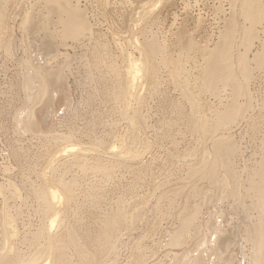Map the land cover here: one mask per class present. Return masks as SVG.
Listing matches in <instances>:
<instances>
[{
	"label": "bare ground",
	"instance_id": "bare-ground-1",
	"mask_svg": "<svg viewBox=\"0 0 264 264\" xmlns=\"http://www.w3.org/2000/svg\"><path fill=\"white\" fill-rule=\"evenodd\" d=\"M11 1L16 2L17 0H0V48L8 52L11 50V45L13 44L14 41L10 34L11 30L9 31L6 30L9 27L6 24V22H8L7 20L9 19H7L5 16V14L7 13L6 10H5L6 13L4 14V8L6 7L7 3L9 2L11 3ZM83 1L86 2L87 0H42V5L41 6L37 5L40 7V10L37 9L35 11L33 7L28 8L30 10L20 7L17 11L15 10L16 8H14V11H16L14 14L15 16H13L10 13L12 15L11 17V15L8 13L12 21L17 20L20 15L21 23L19 22L20 24H18L20 32L23 33L24 31L25 34L27 33L29 35L28 38L30 37V35L32 37H36L37 38L35 40L37 41V43L35 42L36 45L42 47V49L39 48L40 50L44 51L45 49L46 51L53 52V54H51L52 58L50 57L52 61H49L50 59L44 57V61H42V63L40 61L43 60V58L41 60H38L39 62H36V64L35 63L33 64L31 63L32 60L30 61L31 58L30 59L27 58V56L30 55L31 53L28 54L27 56H24V58L21 59L20 63H22V65L24 66L23 71L21 72L22 74L20 73L21 74L20 88L22 92L21 104L20 106H16L12 108L13 110L11 111V116H12L11 120L14 122L13 125H15V127L14 126L13 127L16 129V131L15 130L14 131L16 132V134L18 133L19 135L28 132L29 133L33 132L35 134L43 135V136L46 135L53 142L52 144H55L57 148H53L54 147L53 146L52 148L55 151L48 153L47 154L48 156L44 160L42 159L43 161L42 160L40 161L41 168L38 167L39 170L35 172L37 176L36 177L37 181L35 180L30 181L32 177V176L30 177L31 175L30 173L31 171L34 172V169L33 168L30 169V168L34 165H31L30 168H28L29 167L28 165V167H26L25 173L21 172L20 175L21 179H24L28 182L29 185L28 192L30 194L29 197H32V201L35 202V204H33L35 205V208L33 209L34 214L37 218L36 219L37 224L35 227L30 225L32 223L29 224L31 227L28 226L27 224V226L30 228L24 227L27 228L25 230H23L22 228L23 224L19 226V223L22 218L21 217L22 212L21 210H17V209H15V211L13 212H10L9 211L10 209L9 210L7 209V200L11 197L10 195L9 197L5 195V191L0 185V264H112L113 262H116L118 264V261H115L117 260V258L114 257V260L109 259L108 261L106 260V262H104V257L110 255V253L114 252L113 250H115L116 248L114 254L113 253L111 254L112 256L115 255L117 251L116 244L118 245L120 244L118 246L120 247L121 245L123 246L124 243L123 242L124 240L121 241L120 240L121 238L119 237L120 232L122 231L123 233V227L126 226V228H128L129 226H134V224H136L138 220H140L139 218L142 215L140 214L139 216V212L140 213L145 212L143 210L140 211L141 207L143 206H139L138 203H135L132 206L131 210L129 208V212H126L127 210L124 209L125 208L124 204L127 203L126 201L123 200V196H124L123 195L120 197L118 196L119 198L117 199L115 198L116 201L114 200L115 201L114 208L103 207L105 208V210L103 209L104 211L101 212L100 215L101 218L98 219L97 217V219H94V213H95L94 208L97 206L95 202L98 200L99 197V193H100L98 192L99 189L97 191L94 190L95 192L94 191L90 192L89 190L88 193L84 192V194L77 192L78 190H80L81 186L79 185V183H77L75 179L76 177L74 178L75 180L69 179L71 176L69 178L65 177V172H67V170L66 171L63 170L62 167L67 168L68 162L64 164L62 160L63 158H65L64 157L65 155L68 156L72 155L71 157L73 158V160H77L75 163H78L79 161L77 166L79 167V169L81 168L82 171V172L79 171L80 172L79 174L83 173V175L85 176V174H88L86 172L90 171V173L104 174V176H108V177H110L115 167L120 165L127 167L126 165L129 162L134 161L135 163L137 159L141 160V157L143 156L142 154H145L144 152H147L145 148L146 147L149 148L148 145L151 141L147 143L148 145H146V147H144L146 142L144 141L142 143L143 140H141V138H139L141 136L138 135V132L139 134L140 132L141 133L143 132V130L140 131L141 130L140 126H142L143 121L145 122V119L143 117L144 115L140 114L141 113L139 112L140 110H137L138 107L140 108L141 106V105L138 106L140 104L139 100L144 99L147 96L149 97L151 95H154L155 94V93L153 94L154 90L156 92L159 91L158 90V87H160L159 84H156L158 86L155 89L156 86L155 82L157 81L156 83H159L160 81V78L159 81L156 80L159 77L157 76V71L155 68V63H158L156 60L157 59L162 61L166 60L168 62V64H166L167 66L171 64L170 59H169L170 62L167 59H165L166 57L164 52L166 50L165 48H167L165 46L166 45L165 39L161 37L162 38L161 40L156 34L157 32L154 31V29L156 27L160 15L164 10L166 11L169 10V8L173 7L176 3H178L177 1H180L185 6L189 7L188 3L190 2V0H127L125 1V3L122 2L124 3V5L126 4V2L127 3L129 2L128 3V5L130 6L129 15L131 16V19L129 21L123 20L125 18L124 15L128 14L126 12L127 9L126 11H124L126 13L123 12L124 14H121L120 9H118L120 11V13L118 12L119 16L121 14L122 15L121 17L124 16V18L121 20V22H117V23H115L117 19L115 18V16L113 17L115 18V20L114 21L112 20L116 25H120V24L122 25L125 23L127 26L125 29L127 31L125 32V35L129 33L127 36L128 42L125 41L126 43H128L126 45L127 46L126 50L125 48L124 50L118 49L119 51L121 50L122 52V53L120 52L119 54L122 56L121 60L123 61L119 65L118 63L114 64L116 62L113 63V59H111L112 55L109 58L110 60L109 59L107 60L105 58V55H108L110 52L108 53L106 49H103L105 48L104 44L100 43L101 44L100 45L98 43L99 40L94 39L95 36L94 29L96 27L95 28L93 27L94 25L93 23H91V20L93 19L95 21V19L92 16L91 17L92 19L90 20L89 16H91V14L89 15V12H87L86 9L87 6L83 4ZM89 1H91L90 2L91 5L93 2L95 8L96 7L100 8L99 13L103 15V16H99L101 18V17H105L104 14L109 15L107 12L109 10L110 11L112 10L110 3L111 1L113 3L114 0H88L87 2L89 3ZM214 1L215 0H213V2ZM224 1L228 2V4L227 2L225 3L228 5V7L225 6L226 8L223 6V4H221L224 3ZM39 2L36 1L35 4L37 3L39 4ZM194 2L195 1H193L192 3ZM119 3L122 5L121 1ZM119 3L118 6L120 5ZM221 3H219L220 5L218 4L219 6L216 7V14L219 16L218 18H216L217 23L215 22L216 24L215 26H213V28L216 30L215 36L214 34H212L214 41L211 39V36L210 37L207 36L208 38H210V40H212V43L209 44L210 47L206 43L203 45L198 41H196L195 39H193L191 37L192 35L189 36L190 33L186 35V33L184 34V32L186 31L177 28L174 36H176L175 38L177 41V47H180L182 49L180 51L178 49L179 57L177 56L176 63L172 64L173 66L170 65L171 68L166 70L167 74H165L166 81H168L169 84L173 85L175 90L178 92L177 95L180 96L189 106V111L186 113L185 117H183L186 118V122H185L186 125L184 126H186L185 129L188 131L190 136L193 137V144H191V147L189 149L190 153H188V155L191 157L190 162L192 163L189 166L187 165L191 169L186 172L187 177L186 179H183L185 182H181L180 186H178L175 184H171L166 180H162L160 182V185L158 186V189L156 188L157 191L159 190L158 193L159 198H163V199L164 197L169 198L168 208L176 210L177 224L167 233V239L166 241L165 240L164 241L167 247L178 248L179 251L174 253L172 252L173 254L170 256L171 263L169 264H264V125L263 127L259 128L260 135L258 138L259 139L258 147L256 146L257 149L245 159L243 158L244 155L243 149H241V147H239L236 142L239 141L240 143V139L236 141L234 140L236 137L238 138L239 136L237 135L235 138L233 137V134L235 136L236 132L238 133L239 131L242 130L241 128L244 127L243 125L244 122H246L245 125H249V123L252 125V122L255 125V123L257 122L256 118L260 116V115L258 116V113H256L257 115L256 114L254 116L252 115L254 114L253 111L255 107L257 112L263 113L262 115L264 116V92H262L263 94L258 93L259 97L257 98L256 88L254 87L257 84V77L255 73L260 72V70L264 68V67L262 68V65H264V0H223L221 1ZM30 6H32V4ZM118 6L116 5V8ZM118 8H120V6ZM122 8H124V6ZM42 10H45V12L43 13ZM96 14L94 13V15ZM129 15H127L128 19L130 18ZM110 16L112 18V14ZM119 16L117 17L119 18ZM121 17L119 19H121ZM199 17L200 16H198L196 19L197 28L201 27L200 24L202 19L201 17L200 18ZM106 20H103L105 24L106 22L109 23V21ZM108 20L111 21V19ZM95 23L96 22H94V24ZM99 23L100 22H98V24ZM114 23L111 24L112 25L110 26L111 28L113 27V25L115 28ZM19 25H21V29L23 28L22 29L23 31H21ZM51 25L58 27L59 33L57 34L55 32L57 35L53 33V29L51 31L50 29ZM171 26H173V24ZM96 30L98 29L96 28ZM112 31L114 32V30ZM111 32L109 33L106 32V33L113 35V33ZM39 34L41 35V37L39 36ZM125 35L124 37H126ZM117 36L116 38H118ZM160 36L163 35L160 34ZM111 37L110 40L113 43L114 41H112ZM121 37L118 39L120 40ZM67 40H70V42L72 43L68 44ZM85 41L90 46L89 48L90 54L94 53L93 55L94 64H96V69H94L96 70L94 71L95 75L93 74L94 90L99 91V93H102L103 94L102 98L113 101L114 104L112 105L116 104L117 108L114 107L111 113L113 114L114 112L118 113L119 116H124L128 114L127 117L129 116L125 121L126 133L125 132L119 133L118 128L117 131H114V127L116 126V125L114 126V123H116L114 122L115 120L112 121L113 127L110 126L112 127V129L109 130L110 128H107L110 131L108 134L110 143L109 142L107 143L106 140L108 139L104 138L105 136L103 137V135L101 136L100 134L97 135V131L95 129L98 126L94 129L95 124H102L103 126V123L106 122L108 123L110 121H108V119L103 120L102 114L104 110L102 111V109L101 110L92 109L93 106L91 107V110L93 111L90 112L88 111L90 113L88 115L90 119L86 120L84 126H82L81 128H76V127L70 128V130H68L70 132L67 131L66 133H61L56 131L55 129L56 123L50 121L48 128L44 129V125L48 123V120L51 118V116L57 115L58 107L56 109L55 104H57L58 100L63 99L64 101L63 103L65 104L63 105L62 111L63 112L64 110L67 111V115L65 117L63 115L64 113L60 116L57 115L60 118L62 116L63 122H65V118L67 116H70L71 113L69 114V111L70 112L73 111L67 109L69 98L66 89H64L65 88L64 68L68 67L72 58V54H69L67 52V49L75 50L76 46H74L73 43L76 42L79 44V46L84 47ZM122 41H124V39H122ZM253 41L255 43H258L257 47L252 46L254 43ZM117 42H114L113 44ZM21 44H24V42ZM98 45H100L101 48H99ZM106 45L107 43H105V46ZM117 45L118 44H115L113 46H117ZM236 45L239 46L240 49L238 48L237 55L234 56L233 49ZM123 46L125 47V45ZM123 46L117 48H121ZM174 47H176V45ZM114 48L115 47H113V49ZM26 50L27 48L24 49V51ZM84 50L87 52V49ZM118 50L116 49L117 52ZM114 51L113 53H115ZM39 53L42 52L39 51ZM25 54H27V51ZM195 54H200L202 57V61L198 63L199 76L194 77V74L192 73L193 77L191 76L189 77L188 70H186L187 66L189 65L185 66V64L188 63L187 59L188 58L190 59L191 56ZM247 54H250L252 57H250V55L248 56ZM79 55L82 57L85 56L86 54L84 55L79 54ZM197 57L198 56H194L193 58H197ZM37 58L39 57H36V59ZM160 62L161 61H159V64ZM194 66H195V70H197L196 65ZM158 73L160 74V72ZM91 79L93 80L92 77ZM165 79L163 80L165 81ZM89 80L90 78L88 79V82ZM162 85L163 84H161V87L163 88ZM151 88H153V90ZM195 89L197 90L195 91ZM227 89H231V91L227 93L226 91ZM173 90L171 91L173 92ZM93 92L94 91L92 90V93ZM223 93L226 94L224 98L222 97ZM162 94H164L163 91ZM162 94L161 97H159L160 98L159 101L156 98L159 103L165 104L166 108L167 107L169 108L168 110L171 109L172 111H176L175 113L176 114L178 113L177 115L182 113V107H179L178 104L179 100L176 99L177 100L176 103L171 95L163 96ZM43 96L44 98H42ZM207 96H209V99H212L213 101L216 102L214 103L210 102ZM151 97L149 101L150 100L152 101L153 97L152 98ZM184 101L182 102L184 103ZM37 102H40L39 105L40 107L38 111H36L37 112L36 114L34 109L36 107ZM153 103L155 102H152V104ZM158 106L160 107V105ZM69 107L71 106H68V108ZM145 108L147 109V107ZM146 109H145V113H146ZM162 109L164 108L162 107ZM38 113L40 119H37ZM175 113H171V114L174 115ZM181 115H183V113ZM164 117L162 118V121L163 119H165ZM56 120H58L57 123L60 124L59 118H57ZM169 120L166 122H169ZM183 120H181V122ZM164 122H162V124ZM182 124L183 123H181V125ZM178 127L177 129H179ZM162 129L164 128H161L160 131H162ZM155 130L156 129H154V131ZM168 130H170V133L172 132L170 128ZM128 132L129 134L127 136ZM142 134H144V132ZM192 137L190 138L192 139ZM143 138L144 137H142V139ZM173 138L175 137H172V139ZM81 139H83L84 141H81ZM168 139L166 141H168ZM191 139L190 141H192ZM74 140L76 141L73 142ZM76 143L79 144L77 145ZM173 143L170 142V145L172 147H173ZM187 144L190 143L187 142ZM162 147L164 148V146ZM177 148L175 147L174 149L171 150L165 149L167 156L166 160H170L172 162L177 160V154H176V152H178ZM185 149L183 150L184 152L187 151V150L185 151ZM49 150H51V148ZM148 151L150 152V149H148ZM11 155L15 161V164H19L22 161L24 162L25 160H27L26 158L27 156L23 154L16 147L12 148ZM79 155L83 156L82 158L85 161V163H82V160L80 159ZM146 155L148 156V154ZM238 157L243 159L241 160ZM237 158L239 159V161H241V164L238 163ZM88 160H91L89 166L86 162ZM55 161L57 162L54 163ZM166 162L168 163L169 161ZM75 163L73 161V164ZM55 165L56 167L57 166L59 167L53 168V166ZM237 166L239 169H237ZM181 169L183 168L181 167ZM135 175L136 173L134 172L131 176L135 178ZM81 178L83 179L82 176ZM187 179L189 180L187 181ZM91 181L92 180H90L89 182ZM81 189L83 188L81 187ZM105 190L106 189L101 191H105ZM212 192H214L215 194ZM169 193L171 194L170 196L168 195ZM10 194L12 197L13 194L15 196L17 195L13 191L12 193L10 192ZM113 194H115V192ZM182 195H185L184 201L181 204L176 203L175 200L176 196H182ZM199 196H201V199L203 198L202 201L201 200L197 201L198 199H196V197L198 198ZM105 197H107V195H105L104 198ZM212 198H214L216 201H221L222 199L224 200L227 199L228 201L229 199L232 200L234 203H236L235 207H238L239 212H241V218L237 225L234 224L231 225V223L228 222L229 216L225 212H223L225 210L222 211L220 210V208L216 209V207H213L211 209L207 207L206 211L202 212L201 206L204 204V202L209 201ZM12 199H14V197ZM103 200L105 201V199ZM215 200H212V202ZM146 202L141 201L140 203L146 205L145 204ZM94 205L96 206L94 207ZM176 206L177 208H175ZM229 207H231V205ZM126 209H128V207ZM99 211L102 210L99 208ZM227 212L229 213L230 211ZM146 221H147V217H146ZM142 225L143 224H141L140 226ZM142 232L144 231H141V233ZM151 232H152L151 229L146 230L144 235L147 234L151 235ZM238 236L239 239L242 240L244 245H247V249H246L247 252L241 250V252H239L240 253L239 256L236 253H234L232 249H230L236 243L237 241L236 238H238ZM121 237L124 238L123 234ZM188 239H190L191 245L187 244ZM20 245H23L25 248L27 247L28 251L24 252L23 248H21ZM131 251H132V254L130 253L131 259H129L128 264H143L146 261V256H145L146 254L145 251L143 250L141 242L136 243L133 247V250ZM31 254H35V255L31 257ZM36 255H38V257ZM155 258L156 255L154 256V259ZM148 263H150V260Z\"/></svg>",
	"mask_w": 264,
	"mask_h": 264
},
{
	"label": "rangeland",
	"instance_id": "rangeland-1",
	"mask_svg": "<svg viewBox=\"0 0 264 264\" xmlns=\"http://www.w3.org/2000/svg\"><path fill=\"white\" fill-rule=\"evenodd\" d=\"M39 2V0H17L16 2L15 1H11V3L9 2V3H7V5H6V7L4 8V14L6 13V11H7V15L5 14V16H6V18L7 19H9V20H7V19H5V20H7L8 22H6V24L9 26L6 30H11L10 31V34H11V36H12V38H13V44L11 45V50L8 52V51H4L2 48H0V185L2 186V188L4 189V191H5V195H7L8 197H9V195H10V197L11 198H9L8 200H7V209L10 211V212H13V211H15V209H17V210H21V221H20V223H19V226L20 225H22L23 224V230H25V229H27V228H24V227H28V226H30V225H32V226H36V224H37V218H36V216H35V214H34V208H35V205H33V204H35V202H33L32 201V197H29L30 196V194H29V192H28V182L26 181V180H24V179H21V172L22 173H25V170H26V167H28V165H29V167L28 168H30V166L31 165H34L35 166V168H34V166H32L30 169H34V172H32L31 171V175H30V177H31V180L30 181H33V180H35V181H37V179H36V173L35 172H37L38 170H39V168H41V164H40V161L43 159H45L48 155V153H51L52 151H55V150H53V148H57L56 146H55V144H52L53 142L49 139V137H47L46 135H38V134H35V133H33V132H28V133H25V134H21V135H19L18 133L16 134V129L14 128L15 127V125H13L14 124V122L11 120V118H12V116H11V111L13 110L12 108H14V107H16V106H20V104H21V98H22V92H21V88H20V81H21V77H20V75L22 74L21 72L23 71V65H22V63H20L21 62V59L22 58H24V56H27L28 54H30V55H28L27 56V58H31L30 59V61H31V63H35L36 64V62H39L38 60H41L42 58H43V60H41L40 62L42 63V61H44V57L45 58H47V59H50V57L52 58V55L51 54H53V52H49V51H46L45 49H44V51L43 50H40V49H42V47H39V46H37L36 45V43H37V41H35L37 38L36 37H32L31 35H30V37L28 38V34L26 33L25 34V32L21 29V25H19L20 26V29H21V31H23V33L22 32H20V30H19V27H18V24H20L21 23V17H20V15H19V17H18V15H17V17H18V19L17 20H13V21H15V22H13L11 19H10V15L12 14L13 16H15L14 14H15V12L20 8V7H22V8H25V9H28V8H30V7H33L34 9H35V11L38 9V10H40V7L39 6H41L42 5V0H40V2H39V4L37 3V4H35V2ZM88 1V0H87ZM84 2L83 1V4L84 5H86L87 7H86V9H87V12H89V15L91 14V16H89L90 17V20L92 19L91 17L93 16V18L95 19V21L92 19L91 20V23H93V27L95 28H97L98 30H100V31H98V30H96V28L94 29L95 31H94V39L95 40H99V44L100 43H102V44H104V47L105 48H103V49H106V51H108V53L110 54H108V55H105V58L108 60L109 58H110V56H111V59H113V63L114 62H116V63H114V64H117L118 63V65L119 64H121L123 61L121 60V58H122V56L119 54L120 52H121V50H124V48H125V50H126V45L128 44V43H126L125 41H127L128 40V34L127 35H125V32H127L125 29H126V24L124 23V24H120V25H116L115 23H117V22H121V20L124 18V16H125V18L123 19V20H127V21H129L130 19H131V16L129 15L130 14V11H129V9H130V6L128 5V3L126 2V4L124 5V3H125V1H127V0H114L113 1V3H112V1H111V3H110V6H111V11H110V13L112 14V18L115 16V18H117L116 19V21H115V23L113 22L114 20H115V18H111V14L109 13V11L107 12L109 15H107V14H104L105 15V17H99V16H103L102 14H100L99 13V11H100V8L99 7H96L95 8V5L93 4V2H92V5H91V1H89V3L88 2ZM121 1V3L122 2H124V3H122V5L119 3ZM193 1H197L196 3L194 2V3H192ZM221 1H223V0H221ZM221 1L219 0V1H217V0H215L214 2H213V0L211 1V0H190V2L188 3V5H189V7L188 6H185L182 2H180V1H177L178 3H176L173 7H171V8H169V10H164L163 12H162V14L160 15V17H159V20H158V22H157V24H156V27H155V29H154V31L155 32H157L156 34L158 35V37L162 40V38L163 39H165V42H166V47L167 48H165L166 50H165V52H164V54H165V59H167L169 62H170V60H171V64L170 65H172V64H174V63H176V61H177V56L179 57V51L182 49V48H180V47H177V41H176V36H174L175 35V31L177 30V28H179V29H182V30H184V31H186V32H184V34L186 33V35H188L189 33V36L190 35H192L191 37L193 38V39H195L196 41H198L199 43H201V44H207L208 46H209V44L210 43H212V40L214 39L213 38V36H212V34H214V36H215V32H216V30L213 28V26H215V24L217 23L216 22V18H218V16L219 15H217L216 14V7L217 6H219L220 4L219 3H221ZM28 2V3H27ZM33 2V3H32ZM215 3V4H213V3ZM227 1H224V3H221V4H223V6L225 7H228V2H227V4H225ZM89 5H88V4ZM117 3V4H116ZM118 3L120 4L119 6H120V8H118L119 6H118ZM198 3V4H197ZM202 3V4H201ZM20 4V5H19ZM25 4V5H24ZM32 4V6H30ZM191 4V5H190ZM213 4V5H212ZM219 4V5H218ZM8 5H10V6H8ZM29 5V6H28ZM37 5H39V6H37ZM91 5V6H90ZM113 5V6H112ZM116 5L118 6L117 8H116ZM128 5V6H127ZM203 5V6H202ZM205 5V6H204ZM212 5V6H211ZM109 6V7H110ZM124 6V8H122V7ZM184 6V7H183ZM210 6V7H209ZM222 6V7H223ZM9 7V8H8ZM39 7V8H38ZM90 7V8H89ZM113 7V8H112ZM115 7V8H114ZM126 7V8H125ZM223 7V8H224ZM225 7V8H226ZM7 8V9H6ZM11 8V9H10ZM14 8H16L15 10L16 11H14ZM94 8V9H93ZM181 8V9H180ZM186 8V9H185ZM9 9H10V11H9ZM13 9V10H12ZM96 9V10H95ZM99 9V10H98ZM114 9V10H113ZM118 9H120V11H121V14H124V13H128V14H125L123 17H121L122 15L120 14V16H119V13H120V11L118 10ZM122 9V10H121ZM126 9H127V11H126ZM6 10V11H5ZM28 10H30V9H28ZM116 10H118V11H116ZM184 10V11H183ZM207 10V11H206ZM215 12H214V11ZM98 11V12H97ZM116 11V12H115ZM124 11H126V12H124ZM42 12L44 13L45 12V10H42ZM96 12H97V14H96ZM116 14H115V13ZM119 12V13H118ZM124 12V13H123ZM187 12V13H186ZM213 12V13H212ZM8 13L10 14V15H8ZM94 13L96 14V15H94ZM117 13H118V15H117ZM165 13H167V14H165ZM12 15H11V17H12ZM119 16V18L121 17V19H119L117 16ZM127 15H129L130 16V18L128 19V16ZM164 15V16H163ZM168 15V16H167ZM173 15V16H172ZM177 15V16H176ZM127 16V17H126ZM192 16V17H191ZM198 16H200L201 17V27H198L197 28V22H196V19H197V17ZM16 17V18H17ZM97 17V18H96ZM99 17V18H98ZM107 17H109V18H107ZM194 17V18H193ZM199 17V18H200ZM203 17V18H202ZM212 17V18H211ZM16 18H14V19H16ZM105 18V19H104ZM183 18V19H182ZM107 19V20H106ZM108 19H111V21L110 20H108ZM166 19V20H165ZM103 20H106V21H109V23L110 22H113L114 24H115V28H114V25H113V27L111 28L110 26H112L111 24H113V23H108V22H106V24H105V22L103 21ZM113 20V21H112ZM176 20V21H175ZM11 21V22H10ZM93 21V22H92ZM148 21V20H147ZM175 21V22H174ZM203 21H204V23H203ZM20 22V23H19ZM94 22H96L95 24H94ZM98 22H100L101 23V25H100V23L98 24ZM104 22V23H103ZM179 22V23H178ZM194 22V23H193ZM216 22V23H215ZM102 23H103V25H102ZM175 23V24H174ZM105 24V25H104ZM173 24V26H171ZM179 24V25H178ZM186 24V25H185ZM11 25V26H10ZM97 25V26H96ZM107 25H109V26H107ZM203 25V26H202ZM13 26V27H12ZM17 26V27H16ZM106 26V27H105ZM116 26H117V28H116ZM121 26V27H120ZM179 26V27H178ZM108 27V28H107ZM125 27V28H124ZM160 27V28H159ZM10 28V29H9ZM12 28V29H11ZM15 28H17V29H15ZM55 28V29H54ZM105 28V29H104ZM108 30H107V29ZM111 28V29H110ZM121 28V29H120ZM176 28V29H175ZM193 28V29H192ZM197 28V29H196ZM202 28V29H201ZM212 28V29H211ZM51 31H52V29H53V33L54 34H58L59 33V29H58V27L57 26H52L51 25ZM110 29V30H109ZM115 29H117V30H115ZM118 29H120V30H118ZM162 29V30H161ZM186 29V30H185ZM197 31H196V30ZM105 30H106V32H111L112 30H114V32L112 31L111 33H113V35H110V34H108V33H106L105 32ZM123 30V31H122ZM157 30V31H156ZM194 30H195V33H194ZM58 31V32H57ZM118 31H120V32H118ZM56 32V33H55ZM99 32H101V33H99ZM117 32H118V34L119 33H121V34H117ZM181 32H183V31H181ZM12 33H14V34H12ZM123 33V34H122ZM167 33V34H166ZM171 34V36H170V34ZM172 33H173V35H172ZM192 33H194V34H192ZM56 34V35H57ZM101 36H100V35ZM105 34V35H104ZM115 34V35H114ZM118 36H117V35ZM160 34L161 35H163V36H160ZM166 34V35H165ZM98 37H97V36ZM107 35V36H106ZM123 35V36H122ZM124 35L126 36V37H124ZM168 35V36H167ZM21 36V37H20ZM23 36V37H22ZM39 36L41 37V35L39 34ZM103 36H104V38H103ZM106 36V37H105ZM112 36V37H111ZM113 36H114V38H113ZM116 36L118 37V38H120L121 36V39L119 40L118 38H116ZM120 36V37H119ZM206 36V37H205ZM210 37L211 36V39L212 40H210V38H208V37ZM235 36H237V35H235ZM96 37V38H95ZM110 37H111V39H112V41H114V42H117V43H115V44H118L117 46H113V45H115V44H113L112 42H111V40H110ZM162 37V38H161ZM35 38V39H34ZM39 38V37H38ZM107 39V41H106V39ZM130 38V37H129ZM168 38V39H167ZM197 38H199V39H197ZM205 38V39H204ZM33 39V40H32ZM122 39H124V41H122ZM167 39V40H166ZM207 39H208V41H207ZM18 41V43H17V41ZM26 40H28V41H26ZM31 40V41H30ZM103 40V41H102ZM110 40V41H109ZM115 40H117V41H115ZM26 41V42H25ZM30 41V42H29ZM102 41V42H101ZM105 41V42H104ZM122 41V42H121ZM176 41V42H175ZM214 41V40H213ZM24 42V44H21V43H23ZM33 42V43H32ZM36 42V43H35ZM70 40H67V43L68 44H71L72 42H70ZM109 42V43H108ZM128 42V41H127ZM254 42V41H253ZM20 43V44H19ZM32 43V44H31ZM105 43H107V45L105 46ZM120 43V44H119ZM126 43V44H125ZM31 44V45H30ZM74 44V46H76L75 47V50H73V49H71V50H73V51H71L70 49H67V52L69 53V54H72V58H71V61H70V64L68 65V67L67 68H64V72H65V79H64V89H66V91H67V93H68V98H69V101H68V105H67V109L69 110H73L72 112H70L69 111V114H70V116H67L66 118H65V122H63V118H62V116H61V118L59 117L60 115H62L63 113V115H64V117L67 115V111H65L64 110V112L62 111L63 110V105L65 104V103H63L64 101H63V99L60 101V100H58L57 101V104H55L54 106L56 107V109H57V107H58V112H57V115H59V116H57V115H55V116H51V118L48 120V123L47 124H45L44 125V129H47L48 128V126H49V122L50 121H52V122H55L56 124H55V129H56V131H58V132H61V133H66L68 130H70V128H81L82 126H84V123H85V121L86 120H89L90 118L88 117V115L90 114L89 112L90 111H93V110H91V107H92V109H98V110H101L102 109V111H103V114H102V117H103V120H107L108 119V121H110V122H106L107 123V125H106V123H103V126H102V124H95L94 125V129L97 131V135H103V137L104 138H106V139H108V140H106L107 141V143L110 141V139H109V130H111L112 129V127H113V123H112V121H114V122H116V123H114V126L116 127V129H115V127H114V131H117V128H118V132L119 133H121V132H125V130H126V124H125V121L127 120V118L129 117H127V115H124V116H119L118 115V113H115L114 112V114L113 113H111V111H113L112 109L115 107V108H117L116 107V104L115 105H112V104H114V102L113 101H111V100H106L105 98H102V96H103V94L102 93H99V91H96V90H94V71H96V70H94V69H96V64H94V53L93 54H90V46H89V44L85 41V46L83 47V46H79V44L76 42V43H73ZM88 44V45H87ZM109 44V45H108ZM113 44V45H112ZM125 45V47L123 46V45ZM101 45V44H100ZM100 45H98L99 46V48H101L100 47ZM176 45V47H174ZM257 45H258V43H253V45L252 46H255V47H257ZM34 46V47H33ZM88 46V47H87ZM103 46V45H102ZM120 46H123V47H121V48H117V47H120ZM170 46V47H169ZM29 47V48H28ZM33 47V48H32ZM37 47V48H36ZM107 47V48H106ZM113 47H115L114 49H113ZM210 47V46H209ZM236 47V48H235ZM234 47V49H233V52L235 53H233V55L234 56H236L237 55V51H238V48L240 49V47L239 46H235ZM255 47H252V48H255ZM23 50H22V49ZM25 48H27V54H25L26 53V51H24V49ZM34 48H36V49H34ZM40 48V49H39ZM80 48H81V50H80ZM38 49V50H37ZM84 49H87V52L84 50ZM116 49L118 50V49H121L120 51L118 50V52L116 51ZM178 49H179V51H178ZM63 50V49H62ZM112 50V51H111ZM115 50V51H114ZM236 50V51H235ZM24 51V52H23ZM31 51V52H30ZM39 51L40 52H42V53H39ZM113 51L115 52V53H113ZM168 51V52H167ZM46 52V53H45ZM82 52V53H81ZM174 52V53H173ZM35 53V54H34ZM37 53H39V54H37ZM86 54L85 56H80L79 54H81V55H84V54ZM122 53V52H121ZM249 53H251V52H249ZM23 54V55H22ZM25 54V55H24ZM37 54V55H36ZM89 54V55H88ZM193 54V53H192ZM32 55H34V56H32ZM40 55H41V58H40ZM51 55V56H50ZM115 55H116V57H115ZM248 56L250 55V54H247ZM246 55V56H247ZM30 56V57H29ZM32 56V57H31ZM79 56V57H78ZM91 56V57H90ZM107 56V57H106ZM120 56V57H119ZM194 56H198L197 58H193ZM36 57H39V58H37L36 59ZM87 57V58H86ZM118 57H119V59H118ZM250 57H252L251 55H250ZM78 58H80V59H78ZM93 58V59H92ZM116 60H115V59ZM171 58H173V59H171ZM175 58H176V60H175ZM5 59V60H4ZM34 59V60H33ZM47 59H46V61H47ZM85 59V60H84ZM170 59V60H169ZM191 59V60H190ZM188 58L187 59V61H188V63L187 64H185V66H187V65H189L190 66V68H189V66H187V68H186V70H188V74H189V77L191 76V77H193V75H192V73L194 74V77H198L199 76V67H198V63L199 62H201L202 61V57H201V55L200 54H195V55H192L191 56V58ZM196 59V60H195ZM13 60V61H12ZM74 60V61H73ZM78 60V61H77ZM81 62H80V61ZM91 60V61H90ZM110 60V59H109ZM193 60H194V62H193ZM198 60V61H197ZM49 61H52L51 59L49 60ZM73 61V62H72ZM93 61V62H92ZM158 63H155V68H156V71H157V76H159L156 80H158L159 81V78H160V81H159V83H156L155 82V85L156 84H159V86L160 87H158V90L159 91H153V94L154 95H151L152 97H153V99H152V101L150 100L149 101V99H150V97L151 96H147L146 98H144V99H140L139 100V102H140V104L138 105V106H140V108L138 107V109L137 110H140L139 112H141L140 114H142V115H144L143 117H144V119H145V122L143 121V124H142V126H140V131H142L143 130V132H144V134L146 135H144V134H142L141 132H140V134H139V132H138V135H140L141 137H139V138H141V140H143L142 141V143L145 141L146 142V144H145V146L144 147H146V145H148L147 143H149L150 141L152 142H150L149 143V145H148V147L149 148H145L146 150H147V152H144L145 154H142L143 156L141 157V160L140 159H137V160H140V161H137L136 160V162L134 163V161H131V162H129L126 166L127 167H125V166H117V167H115L114 168V171L112 172V174L110 175V177H108V176H104V174H99V173H90V171L89 172H86V173H88V174H85V176L83 175V173H81V174H79L80 172H82L81 171V168L79 169V167L77 166V164L79 163V161H78V163H75L77 160H73V158L71 157V156H68V155H65L64 157L65 158H63V160H62V158H61V160H62V162H64V164H66L67 162V168H65V167H62V169L63 170H67V172H65V177L66 178H69L70 176V178L69 179H73V180H75L76 179V181H77V183H79V185L84 189H81V187H80V190H78L77 192H79V193H81V194H84V192L85 193H88L89 192V190H90V192H93L94 190L95 191H97L98 189V192H100L99 193V197H98V200L95 202V204L97 205H94V207L96 208H94V211H95V213H94V219H97V217H98V219L99 218H101L100 217V215H101V212H103L104 210H105V208H103V207H112V208H114V206H115V201H116V199L117 198H119L120 196H123V200L124 201H126V203L129 205H127V204H124V209L125 210H127L126 212H129V208H130V210H131V208H132V206L135 204V203H138V205L139 206H143V207H141V209H140V211H145V212H139V216H140V214H142L141 216H140V220H138V222L136 223V224H134V226H129L128 228H126V226L125 227H123V233H122V231L120 232V235H119V237L121 238L120 240L122 241V240H124L123 242V246L121 245L120 247H118L119 245L118 244H116L117 245V251H116V253H115V255L114 256H112L111 254L113 253L114 254V252H115V250H116V248H115V250H113L114 252H112V253H110V255H107V257H104V262H106V260L108 261L109 259H112V260H114V257L115 258H117V260H115V261H118V264H123L124 262V264H128V261H129V259H131L130 258V253L132 254V251L131 250H133V247H134V245L136 244V243H140L141 242V244H142V247H143V250L145 251V256H146V261H147V263L149 262V260H150V263H148V264H169V263H171V258H170V256L174 253V252H177V251H179V249L178 248H169V247H167V245L165 244V241H166V239H167V233L177 224V219H176V210L175 209H169L168 208V199L169 198H167V197H164V199L163 198H159V196H158V193H159V190L157 191V189H158V186L160 185V182L162 181V180H166V181H168L169 183H171V184H175V185H178V186H180V183L181 182H185L183 179H186V177H187V174H186V172L187 171H189L191 168L190 167H188L192 162H190V159H191V157L188 155V153H190V147H191V144H193V137L192 136H190V134L188 133V131L185 129L186 128V126H184V125H186V118H183V117H185V115H186V113L189 111V106L187 105V103L180 97V96H178L177 94H178V92L175 90V88L173 87V85L172 84H169L168 83V81H166V79H165V74H167V71L166 70H168L169 68H171V66L170 65H166V64H168V62L166 61V60H159V59H157L156 60ZM159 61H161L160 62V64H159ZM75 62V63H74ZM76 62H78V63H76ZM90 62V63H89ZM56 63V62H55ZM54 63V64H55ZM91 65H89V64ZM194 63V64H193ZM20 64V65H19ZM84 64V65H83ZM86 64H87V66H86ZM94 64V65H93ZM111 64V63H110ZM166 66H165V65ZM80 65H82V66H80ZM99 65V64H98ZM164 65V66H163ZM194 65H196V69L197 70H195V66ZM20 66V67H19ZM84 66V67H83ZM93 66V67H92ZM173 66V65H172ZM83 67V68H82ZM85 67H86V69H85ZM158 67V68H157ZM164 67V68H163ZM168 67V68H167ZM264 67V65H262V68ZM83 70H82V69ZM162 68V69H161ZM166 68V69H165ZM91 69V70H90ZM93 70V71H92ZM190 70V71H189ZM20 71V72H19ZM87 71V72H86ZM164 71V72H163ZM192 71H194V72H192ZM198 71V72H197ZM158 72H160V74L158 73ZM21 73V74H20ZM84 73H85V75H84ZM12 74V75H11ZM87 74V75H86ZM92 74V75H91ZM94 74V75H93ZM191 74V75H190ZM256 74V77H257V84L254 86L255 88H256V96H257V98L259 97L258 95V93H260V94H263L262 92H264V68L262 69V70H260V72H258V73H255ZM258 74H259V77H258ZM162 75V76H161ZM10 76V77H9ZM93 78V80L91 79V77ZM161 76V77H160ZM87 77V78H86ZM84 78H85V80H84ZM90 78V80H89V82H88V79ZM162 78V79H161ZM78 79V80H77ZM163 79H165V81L163 80ZM73 80V81H72ZM77 81V83H76V81ZM260 80V81H259ZM155 81V80H154ZM164 81V82H163ZM87 82V83H86ZM90 82H91V84H90ZM167 84H166V83ZM6 83V84H5ZM17 83V84H16ZM161 84H163L162 86H163V88L161 87ZM166 84V85H165ZM85 85V86H84ZM81 86V87H80ZM152 86H154V85H152ZM157 86L158 85H156L155 86V89L157 88ZM91 87H93V88H91ZM14 88V89H13ZM18 88V89H17ZM75 88V89H74ZM173 88H174V90H173ZM152 90H153V88H151ZM254 89V88H253ZM83 90V91H82ZM87 90V91H86ZM92 90L94 91L93 93H92ZM169 90V91H168ZM171 90H173V92L171 91ZM197 89H195V91H196ZM18 91V92H17ZM75 91V92H74ZM162 91L164 92V94H162ZM167 91V92H166ZM175 91V92H174ZM227 91V93L228 92H230L231 91V89H227L226 90ZM15 92H16V94H15ZM80 92V93H79ZM159 92V93H158ZM88 93H89V95H88ZM98 93V94H97ZM18 94V95H17ZM159 94V95H158ZM161 94L163 95V96H166V95H171L173 98H174V101L177 103V100H179L178 101V104H179V107H182V113H183V115H181L182 113H180L179 115L181 116V118H180V116L179 115H177L175 112L176 111H172L171 109L170 110H168L169 108L167 107L166 108V105L165 104H162V103H159L158 101L160 100V98L159 97H161ZM224 94V95H223ZM222 94V97L224 98L225 96H226V94L225 93H223ZM15 95V96H14ZM80 95V96H79ZM95 95V96H94ZM156 96V97H155ZM175 96V97H174ZM15 97V98H14ZM151 97V98H152ZM42 98H44V96L42 97ZM79 98V99H78ZM83 98V99H82ZM94 98H95V101H94ZM158 99V101H157V99ZM207 98L209 99V96H207ZM20 99V100H19ZM87 99V100H86ZM101 99H102V101H101ZM177 99V100H176ZM10 100V101H9ZM14 100V101H13ZM82 100V101H81ZM100 100V101H99ZM156 100V101H155ZM181 100V101H180ZM210 100V102H212V103H214V102H216V101H213L212 99H209ZM85 101H86V103H85ZM149 101V102H148ZM182 101H184V103L182 102ZM70 102V103H69ZM92 102H93V104H92ZM94 102H95V104H94ZM111 102V103H110ZM113 102V103H112ZM146 102V103H145ZM152 102H155V103H153L152 104ZM180 102V103H179ZM60 103V104H59ZM88 103H89V106H88ZM91 103V104H90ZM109 105H108V104ZM142 103V104H141ZM147 103H149V104H147ZM211 103V104H212ZM260 103V102H259ZM38 104V105H37ZM147 104V105H146ZM206 104H207V102H206ZM40 105V102H37L36 103V107H37V110H36V107H35V109H34V111H35V113L37 114V112L36 111H38V109H39V106ZM81 105V106H80ZM99 105V106H98ZM143 105V106H142ZM148 105H149V107H148ZM156 105V106H155ZM158 105H160V107L158 106ZM165 105V106H164ZM181 105V106H180ZM260 105V104H259ZM68 106H71V107H69L68 108ZM85 106V107H84ZM107 106V107H106ZM84 107V108H83ZM87 107V108H86ZM90 109H89V108ZM99 107H100V109H99ZM111 107V108H110ZM145 107H147V109L145 108ZM162 107L164 108V109H162ZM110 108V109H109ZM154 108H156V109H154ZM158 108V109H157ZM258 108H259V106H258ZM81 109V110H80ZM105 109H106V111H105ZM145 109H146V113H148V114H146L145 113ZM161 109V110H160ZM159 110V111H158ZM165 110H166V112H165ZM185 110V111H184ZM86 111V112H85ZM89 111V112H88ZM161 111V112H160ZM108 112V113H107ZM159 112V113H158ZM163 112V113H162ZM169 112V113H168ZM254 114H252L253 116L256 114V113H258V118H256V123H255V125L253 124V122H252V125L249 123V125H245V123L246 122H244V127L243 128H241L240 130L241 131H239L238 133L236 132L235 133V136H234V134H233V137L235 138L237 135L239 136V137H241V138H233L235 141L236 140H239L240 139V143H239V141H236L237 142V144H238V146L239 147H241V149H243V151H244V155H243V158L245 159V158H247L251 153H253L256 149H257V147H258V141H259V131H260V127H263V123H264V116L262 115L263 113H259V112H257V110H256V107L254 108ZM252 112V113H253ZM263 112V111H262ZM74 115H73V114ZM77 113V114H76ZM87 113V114H86ZM145 113V114H144ZM150 113V114H149ZM166 113V114H165ZM171 113H175L176 115H177V118H176V115L174 114V115H172ZM107 116H105V115ZM156 116H155V115ZM162 114H163V116H162ZM170 114H171V116H170ZM76 115V116H75ZM82 115V116H81ZM104 115V116H103ZM110 115V116H109ZM257 115V114H256ZM56 116H57V118H59V123L60 124H58L57 123V121L58 120H56L57 118H56ZM109 116V117H108ZM111 116H113V117H111ZM116 116H118V117H116ZM165 116V117H164ZM170 116V117H169ZM79 117V118H78ZM106 119H105V118ZM121 117V118H120ZM150 117V118H149ZM159 119H157V118ZM165 118V119H163V121H162V118ZM167 117V118H166ZM173 117H174V119H173ZM257 117V116H256ZM71 118V119H70ZM72 118H73V120H72ZM80 118H81V120H80ZM126 118V119H125ZM146 118H147V120H146ZM169 118H170V120H169ZM37 119H40V116H39V113H38V115H37ZM117 119V120H116ZM122 121H121V120ZM178 119V120H177ZM184 119V120H183ZM169 120V122H166V121H168ZM181 120H183L182 122H181ZM6 121V122H5ZM68 121H69V123H68ZM73 121V122H72ZM148 121V122H147ZM156 121V122H155ZM158 121V122H157ZM160 121V122H159ZM165 121V122H164ZM173 122V124H172V122ZM176 121V122H175ZM61 122H63V123H61ZM72 124H71V123ZM81 122V123H80ZM120 122V123H119ZM162 122H164L163 124H162ZM176 124H175V123ZM263 122V123H262ZM79 123V124H78ZM122 123V124H121ZM178 123V124H177ZM181 123H183L182 125H181ZM160 124V125H159ZM58 125V126H57ZM59 125H61V126H59ZM101 125V126H100ZM109 125V126H108ZM118 125V126H117ZM146 127H145V126ZM147 125H149V126H147ZM151 125V126H150ZM152 125H153V127H152ZM164 125H165V127H164ZM177 125V126H176ZM254 125V126H253ZM14 126V127H13ZM70 126V127H69ZM72 126V127H71ZM107 126V127H106ZM110 126H112V127H110ZM123 126V127H122ZM163 126V127H162ZM168 126V127H167ZM169 126H171V127H169ZM176 126V127H175ZM179 126V127H178ZM251 126V127H250ZM67 127V128H66ZM104 129H103V128ZM121 129H120V128ZM149 127V128H148ZM156 127V128H155ZM158 127V128H157ZM175 127V128H174ZM177 127L180 129H177ZM8 128V129H7ZM107 128H110L109 130L107 129ZM139 128V127H138ZM143 128V129H142ZM152 128V129H151ZM156 129L155 131H154V129ZM161 128H164V129H162V131H160L161 130ZM167 128V129H166ZM173 129L172 130V134L170 133V130H168V129ZM99 129V130H98ZM147 129V130H146ZM157 129H158V131H157ZM165 129H166V131H165ZM5 130V131H4ZM15 130V131H14ZM103 132H102V131ZM106 130V131H105ZM120 130V131H119ZM122 130V131H121ZM138 130V131H139ZM258 130V131H257ZM108 131V132H107ZM177 131H178V133H177ZM186 131V132H185ZM68 132H70V131H68ZM156 132H157V134H156ZM160 132V133H159ZM176 132V133H175ZM183 132V133H182ZM126 133V132H125ZM151 133V134H150ZM162 133H163V135H165V136H163L162 135ZM165 133V134H164ZM241 135H240V134ZM106 134V135H105ZM128 134H129V132L127 133V136H128ZM134 134V133H133ZM160 136H159V135ZM144 135V136H143ZM154 135H156V136H154ZM175 135V136H174ZM182 135V136H181ZM107 136V137H106ZM151 136V137H150ZM157 136H158V138H157ZM162 136V137H161ZM168 136H169V139H168ZM192 137V139L190 138V137ZM142 137H146L145 139L143 138L142 139ZM154 137V138H153ZM171 137V138H170ZM172 137H175L176 138V140H175V138H173L174 139V141H173V139H172ZM178 137V138H177ZM186 137V138H185ZM243 137H244V139H243ZM161 138V139H160ZM184 138V139H183ZM147 139V140H146ZM155 140V142H154V140ZM159 139V140H158ZM164 139H165V141H164ZM168 139V141H166ZM172 141H171V140ZM190 139L192 140V141H190ZM49 140V141H48ZM71 140H73V139H71ZM158 140V141H157ZM188 140V141H187ZM26 141H28V142H26ZM76 140H74L73 142H75ZM81 141H84L83 139H81ZM148 141V142H147ZM10 142V143H9ZM15 142V143H14ZM170 142L171 143H173V147L170 145ZM177 142V143H176ZM187 142L188 143H190V144H187ZM110 143V142H109ZM161 143V144H160ZM167 143V144H166ZM32 144V145H31ZM77 145L79 144V143H76ZM151 144V145H150ZM156 144V145H155ZM177 144V145H176ZM108 145V144H107ZM153 145V146H152ZM164 146V148L162 147V146ZM175 145V146H174ZM190 145V146H189ZM54 146V147H53ZM58 146V145H57ZM186 146H188V147H186ZM200 146H201V144H200ZM257 146V147H256ZM18 148L23 154H25L27 157V160H25L24 162L22 161L21 163H19V164H15V161H14V159H13V157H12V155H11V150H12V148ZM34 147V148H33ZM40 147V148H39ZM51 148V150H49L50 148ZM53 147V148H52ZM60 147V146H59ZM108 147V146H107ZM151 147V148H150ZM177 148L178 149V152H176V154H177V160L176 161H174V162H172V161H170V160H166L167 159V156H166V150H171V149H174V148ZM253 147V148H252ZM186 148V149H185ZM148 149H150V152L148 151ZM153 149V150H152ZM166 149V150H165ZM185 149V151L186 152H184L183 150ZM38 152V153H37ZM46 153V154H45ZM146 154H148V156L146 155ZM179 155V156H178ZM67 156V157H66ZM159 156V157H158ZM79 157H80V159L82 160V163H85V161L83 160V156H81V155H79ZM166 157V158H165ZM179 157V158H178ZM190 157V158H189ZM239 158V157H238ZM237 158V159H238ZM243 158H239V159H243ZM145 161H144V160ZM150 159H151V161H150ZM154 159H156V160H154ZM186 159V160H185ZM239 159H238V163H240L241 164V161H239ZM42 160V161H43ZM74 161V163L76 164V166H75V164H73V161ZM159 160V161H158ZM183 160V161H182ZM185 160V161H184ZM51 161V160H50ZM148 161V162H147ZM166 161H169L168 163L166 162ZM57 161H55L54 163H56ZM62 162H60V163H62ZM87 162V164H88V166L90 165L89 163L91 162V160H88V161H86ZM139 162V163H138ZM3 163V164H2ZM178 163V164H177ZM188 163V164H187ZM36 164V165H35ZM71 164V165H70ZM145 164V165H144ZM153 164V165H152ZM159 164V165H158ZM147 165V166H146ZM188 165V166H187ZM71 166H73V167H71ZM138 166V167H137ZM164 166V167H163ZM187 166V167H186ZM39 167V168H38ZM56 167V165L55 166H53V168H55ZM57 167H59V166H57ZM56 167V168H57ZM76 167V168H75ZM134 167V168H133ZM146 167H148V168H146ZM174 167V168H173ZM181 167L183 168V169H181ZM125 168V169H124ZM127 168V169H126ZM140 168V169H139ZM142 168V169H141ZM77 169V170H76ZM135 169V170H134ZM146 169V170H145ZM237 169H239L238 168V166H237ZM125 170V171H124ZM151 170V171H150ZM80 171V172H79ZM94 172H95V170H94ZM136 173V175H135V178L133 177V176H131L133 173ZM167 172V173H166ZM140 173V174H139ZM145 173V174H144ZM159 173H160V175H159ZM72 174V175H71ZM73 175H75V176H73ZM117 177H116V176ZM141 175V176H140ZM144 175V176H143ZM145 175H146V177H145ZM184 175H185V177H184ZM19 176H20V178H19ZM34 176H35V179H34ZM81 176L83 177V179L81 178ZM91 176V177H90ZM76 177V178H75ZM90 177V178H89ZM93 177H94V180L96 181H94L93 180ZM115 177V178H114ZM128 177V178H127ZM137 177V178H136ZM184 177V178H183ZM75 178V179H74ZM77 178H79V179H77ZM100 178V179H99ZM143 178V179H142ZM146 178V179H145ZM92 180L91 182H93V183H91V182H89L90 180ZM136 179V180H135ZM177 179V180H176ZM101 180V181H100ZM116 182H115V181ZM181 180V181H180ZM189 179H187V181H188ZM26 181V182H25ZM75 181V182H76ZM88 181V182H87ZM107 181V182H106ZM112 181V182H111ZM143 181V182H142ZM180 181V182H179ZM111 182V183H110ZM88 183V184H87ZM105 183H106V185H105ZM158 183V184H157ZM91 185V187H90V185ZM99 184V185H98ZM108 184V185H107ZM110 184V185H109ZM154 184V185H153ZM84 186H86V187H84ZM112 186V187H111ZM143 186V187H142ZM156 186V187H155ZM15 187V188H14ZM89 187H90V189H89ZM96 187H97V189H96ZM127 187V188H126ZM153 187V188H152ZM102 188V189H101ZM106 189L105 191H101V190H104V189ZM109 188V189H108ZM124 188V189H123ZM129 188V189H128ZM157 188V189H156ZM17 189V190H16ZM92 189V190H91ZM108 189V190H107ZM121 189V190H120ZM15 190V191H14ZM148 190V191H147ZM12 193V191L15 193V194H17L16 196L13 194V197H14V199H12L13 197L11 196V194H10V192ZM81 191H83V192H81ZM94 191V192H95ZM108 191V192H107ZM143 191V192H142ZM108 194H107V193ZM115 192V194H113ZM134 192V193H133ZM152 192V193H151ZM103 195H102V194ZM212 193H214V192H212ZM101 194V195H100ZM107 195V197H105L104 198V196L105 195ZM155 194V195H154ZM215 194V193H214ZM108 195H109V197H108ZM152 195H154V196H152ZM169 196L171 195L170 193L168 194ZM102 196V197H101ZM119 196V197H118ZM149 196V197H148ZM101 197V198H100ZM129 197V198H128ZM158 197V198H157ZM172 197V196H171ZM109 198V199H108ZM110 198H111V200H110ZM116 198V199H115ZM125 198V199H124ZM200 198V199H199ZM25 199V200H24ZM102 199V200H101ZM103 199H105V201L103 200ZM139 199V200H138ZM163 199V200H162ZM167 199V200H166ZM184 199H185V195H182V196H176V198H175V200H176V203H178V204H181L183 201H184ZM196 199H198L197 201H202L203 200V198L201 199V196H199L198 198L196 197ZM195 199V200H196ZM22 200V201H21ZM80 200H81V198H80ZM110 200V201H109ZM115 200V201H114ZM130 200V201H129ZM131 200H133V201H131ZM160 200H162V201H160ZM212 200H215L214 198H212V199H210L209 201H206V202H204V204L201 206V210H202V212H205L206 211V209H207V207H209V208H213V207H216V209H219L220 208V210H225V211H223V212H225L229 217H228V222L229 223H231V225L232 224H234V225H237L238 224V222L240 221V218H241V212H239V208L238 207H235L236 205V203H234L232 200H229L228 199V201H227V199H222L221 201H213L212 202ZM106 201H107V203H106ZM129 201V202H128ZM141 201H144V202H146L145 204L146 205H143V204H141L140 202ZM109 202H111V203H109ZM158 202V203H157ZM209 202V203H208ZM218 202V203H217ZM222 202V203H221ZM97 203H99V204H97ZM148 203V204H147ZM155 203V204H154ZM213 203V204H212ZM215 203H216V205H215ZM233 203V204H232ZM219 204V205H218ZM221 204V205H220ZM28 205V206H27ZM99 205H101V206H99ZM131 205V206H130ZM164 205V206H163ZM205 205V206H204ZM231 205V207H229ZM34 206V207H33ZM99 206V207H98ZM218 206V207H217ZM220 206V207H219ZM18 207V208H17ZM20 207V208H19ZM128 207V209H126ZM99 208L102 210V211H99ZM159 208V209H158ZM163 208V209H162ZM175 208H177V206L175 207ZM222 208V209H221ZM238 208V209H237ZM104 209V210H103ZM169 209V210H168ZM203 209H205V210H203ZM28 210V211H27ZM29 210H31V211H29ZM150 210V211H149ZM162 210V211H161ZM171 210V211H170ZM232 210V211H231ZM168 211H169V213H168ZM227 211H230L229 213L227 212ZM235 211V212H234ZM152 212V213H151ZM100 213V214H99ZM148 213V214H147ZM24 214V215H23ZM164 214V215H163ZM145 215V216H144ZM25 216V217H24ZM27 216V217H26ZM146 217H147V221H146ZM152 217V218H151ZM157 218V219H156ZM173 218V219H172ZM234 219V220H233ZM31 220V221H30ZM230 220V221H229ZM144 221V222H143ZM151 221V222H150ZM23 222V223H22ZM25 223V224H24ZM30 223H32V224H30ZM27 224H28V226H27ZM30 224V225H29ZM34 224V225H33ZM141 224H143L142 226H140ZM146 224V225H145ZM31 227V226H30ZM30 227H28V228H30ZM139 227V228H138ZM142 227H143V229H142ZM145 227V228H144ZM153 227V228H152ZM22 228H21V230H22ZM149 229H151L152 230V232H151V235L150 234H147V235H144L145 234V232H146V230H149ZM139 230V231H138ZM141 231H144V232H142L141 233ZM154 231V232H153ZM122 234H123V237L124 238H122L121 236H122ZM134 237V238H133ZM166 237V238H165ZM152 238H153V240H152ZM157 239H158V241H157ZM237 239V241H236V245L234 244V246L233 247H231L230 249H232V251L234 252V253H236L238 256L240 255V253L239 252H241V250L242 251H245V252H247L246 251V249H247V245H244V243L242 242V240L241 239H239V236H238V238H236ZM165 240V241H164ZM189 240V241H188ZM187 240V244L188 245H191V241H190V239H188ZM241 242H240V241ZM158 243V244H157ZM163 243H164V245H163ZM156 244V245H155ZM244 245V246H243ZM152 246H154V247H152ZM158 246V247H157ZM165 246H166V248H165ZM243 246V247H242ZM20 247L21 248H23V250H24V252H27L28 251V249H27V247L25 248L23 245H20ZM125 248V249H124ZM131 248V249H130ZM245 248V249H244ZM129 249V250H128ZM26 250V251H25ZM125 251V252H124ZM167 252V253H166ZM173 252V253H172ZM156 253V254H155ZM166 253V254H165ZM171 253V254H170ZM26 254V253H25ZM35 254H31V257L32 256H34ZM126 255H128V256H126ZM156 255V258L154 259V256ZM26 256V255H25ZM27 256H28V254H27ZM26 256V257H27ZM37 257H38V255H36ZM118 256V257H117ZM162 256V257H161ZM25 257V258H26ZM36 257V258H37ZM166 257V258H165ZM106 258V259H105ZM127 258H128V260H127ZM153 258V259H152ZM119 259V260H118ZM126 260V261H125ZM146 261L143 263V264H147L146 263ZM158 261V262H157ZM127 262V263H126ZM165 262V263H164ZM112 264H117L116 262H113Z\"/></svg>",
	"mask_w": 264,
	"mask_h": 264
}]
</instances>
